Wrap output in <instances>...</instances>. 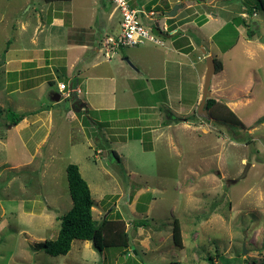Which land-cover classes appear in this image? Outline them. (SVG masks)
<instances>
[{
    "label": "rangeland",
    "instance_id": "374dc122",
    "mask_svg": "<svg viewBox=\"0 0 264 264\" xmlns=\"http://www.w3.org/2000/svg\"><path fill=\"white\" fill-rule=\"evenodd\" d=\"M146 1L132 0V4L158 16L167 14L164 7H154L156 0ZM167 1L163 0L164 4ZM243 2L259 9L251 20L242 10ZM60 3L59 11L70 13L64 15L66 22L76 25L71 31L73 38L87 42L90 57L98 38L101 43L120 32L121 15L107 0ZM228 3L227 12L220 11ZM103 4L105 10L100 11ZM213 4L219 20L214 24L225 21L229 27L215 39L226 52L214 56L216 65L223 66L211 84L217 103L208 110V121L196 114L197 106L185 116L189 118L186 125L177 121L179 124L163 138L155 139L144 127L125 130L120 124L113 130L107 126L109 120L136 116L138 105L149 102L147 96L145 100L140 95L124 98L129 105L135 100L129 106L135 108L128 111L119 105L111 112L88 113L83 109L75 113L71 101L58 92L59 82L69 87L67 74L60 73L51 83L31 81L37 88L30 89L31 85L29 90L22 72L20 77L25 80L18 87L24 90L10 94L4 83L13 73H1L0 264H208L207 258L216 254L230 264H264V11L257 0H213ZM45 6L44 0H0L1 56L31 57V52L43 48L51 57L57 49L68 58L77 54V50H70L71 38L48 41L42 35L38 46L30 44L39 19L48 27L52 12L44 11ZM110 11L116 15L108 20ZM186 13L198 22L196 7L187 8ZM240 14L250 20L251 39L245 26H239L241 33L237 34L231 29L232 20ZM89 21H94L92 30L86 28ZM22 27H28L27 32ZM188 31L195 37L200 34L197 28ZM229 45L235 47L229 49ZM130 51L143 57L134 47L119 49L111 64L96 70L85 68V77L91 72L93 78L102 70L110 73L120 61L130 70L125 61ZM101 54L99 59L104 58ZM84 65L78 68L83 70ZM199 67L205 77L206 61ZM122 85L119 81L115 90L118 99ZM195 92L194 85L185 84L186 105ZM53 94L61 95V102L54 107ZM10 111L27 114L28 120L11 126ZM193 114L198 119H192ZM38 119L40 122H34ZM110 151L117 153L118 162L109 159ZM248 163L251 166L242 179ZM70 164L78 165L89 185L95 202L94 219L100 222L108 218L109 229L118 226L126 232L128 250L119 246L99 253L92 242L79 240L72 243L67 255L54 257L36 248L39 242L56 239L61 226L58 218L73 207L66 171ZM139 220H145L146 226L136 227ZM175 221L181 228V247L173 240Z\"/></svg>",
    "mask_w": 264,
    "mask_h": 264
},
{
    "label": "crops",
    "instance_id": "0c3cea01",
    "mask_svg": "<svg viewBox=\"0 0 264 264\" xmlns=\"http://www.w3.org/2000/svg\"><path fill=\"white\" fill-rule=\"evenodd\" d=\"M72 1L73 0L69 1V3H72ZM152 1L154 0H148L145 3H152ZM156 1L157 2L154 7L157 5L162 6L165 9L164 11L168 13L182 0H169L166 4H164L163 0ZM60 2L63 1L48 3L44 0V4L46 5L44 11L47 12L49 10V13L52 12V15L48 21L49 23L47 28L44 27L42 19H39L38 22H36L33 28V35L30 38V44L32 46H38L39 37L42 35L45 36L44 40H46L47 37L48 41L53 37L71 38L73 40L70 41L72 42L70 50H77V54H75L73 58H68L67 55L61 54V50L57 49L54 50L56 55L51 57L48 55L49 50L43 48L40 52L39 50L31 52V57H23L19 55L16 57L7 56L5 57V63L2 67V69L5 68V73L2 72V69L1 73L5 76H8L9 73L13 74L9 76L8 82L4 83V90L10 94L18 93L20 90L23 91L24 89H19L18 87L21 82L25 80L22 79L23 77H20V73L22 72H25L27 77L25 88L29 89L32 85V88L30 89L35 90L37 86L35 87L31 81L37 80L41 83L43 81H49L51 83L55 77H59L60 73H64L67 74L69 86L72 83L77 86L76 88L79 91V96L85 104V109H87L88 113L89 111L99 113L111 112L118 108L119 105L121 109L128 111L134 107L129 106H131L135 100H133L129 105V103H125L123 101L124 98L129 99L128 96L130 95V98L133 96L135 99L137 95H140L144 96L145 100V97H148V103L143 101L141 103L142 105L139 104L138 108H136V116L131 114L115 121L109 120V124H107V126L109 125L113 130H117L118 128L116 127L120 124L125 130L144 127L143 129H149L156 139L168 136L170 134L169 129H171L174 124L176 126L179 124L176 123L177 120H175V123L166 124V119L168 121H173L174 119L182 118L181 123L186 125L187 121H184L185 116L192 114L197 106L199 107L198 104L201 102L205 77L201 72L202 68L199 66L206 61V58L209 55L215 58L214 56L220 54V52L222 54L226 53L220 50V46L214 39V36L225 27L226 22H221V25L218 26L214 24L219 23V20L217 18V9L213 4V0H206L205 3L202 4L204 8L200 7L201 4L186 2V6L184 5V8L179 10L175 17L169 18V16L165 14L164 16H167L168 18H164L162 21H166V24H168V26L172 29L178 28V37L163 35V46L147 43L134 47L141 52V56L143 57L137 56L133 53V51L129 52L128 57L125 55L124 57L128 58H126L125 61L129 63L130 70L125 69L122 64L123 62L120 61L118 64L115 63L114 69L110 71V73L102 70L103 72L101 71L93 78L91 72L89 76L85 77L86 73L84 72L86 71H84V69L89 66L90 70H96L101 69L104 64H111L113 62V58L115 59L119 56L117 52L118 50L113 53L110 60H107L105 58L104 49L98 47L99 44L101 45V43H99L101 38H98L97 46L93 48L94 55L90 57L89 53L91 52V49L90 46L87 45V42L73 38L75 34L73 33V35L71 31L73 28L75 29L76 25L72 21L69 23L66 22L64 15H70V13L66 12V9H62L65 12L59 11L58 6L62 4ZM229 5L230 3H228V5H224L220 11L227 12V7H229ZM190 7H196L199 10V20L203 17L207 19L204 24L201 25L199 20L197 22L196 20L189 19V15L186 11L187 8L189 9ZM243 9H245V7H242V10ZM108 14V20H111L116 15L114 11H110ZM240 16L242 15L240 14ZM93 23L89 21V25L86 28H90L89 30H92L91 25ZM118 25L120 26V21ZM193 25L195 26L193 27ZM66 28L68 29L65 30ZM191 28L194 29V31L197 28L200 32V34L196 33L198 37H195L188 31ZM27 29L28 27L23 28V31L27 32ZM237 30L241 33L239 27H237ZM206 44H208V47ZM187 48L189 49L186 51L185 49ZM203 49L206 53L203 52ZM99 54H101L104 58L99 59ZM145 60L148 61V65L145 63ZM82 63L85 64L82 66L84 67L83 70L78 68V65L81 66ZM113 73L115 74L112 75ZM145 76L148 78H144ZM75 80L76 82H74ZM119 81L123 84L120 99L117 98L115 92ZM186 82L194 85L196 88L195 98L190 100L187 105L184 103V89L185 84H187ZM61 83L63 82H59V84ZM8 84L10 87L7 86ZM59 84L58 92L60 93ZM38 88L43 89L45 87ZM91 92L93 94H91ZM57 96L60 95L53 94L52 107L59 105L61 102V98L60 100H56ZM68 100L71 101V104L75 101L74 98ZM48 117L49 119H52L51 113H49ZM26 120H28L27 116L24 121ZM24 121L20 124H25ZM35 121L40 122L39 119L34 120V122Z\"/></svg>",
    "mask_w": 264,
    "mask_h": 264
},
{
    "label": "trees",
    "instance_id": "16d2710c",
    "mask_svg": "<svg viewBox=\"0 0 264 264\" xmlns=\"http://www.w3.org/2000/svg\"><path fill=\"white\" fill-rule=\"evenodd\" d=\"M48 3H52L55 1H63L69 2L71 0H45ZM206 0H193L196 4H203ZM259 7L264 11V0H257ZM243 5L245 7V12L250 16V20L253 18V14L258 12L257 5L248 7L244 2ZM106 5L103 4V8L100 11H104ZM149 8V6H148ZM206 18L203 17L199 20V23L202 25L206 22ZM250 20L247 22L242 18V16L235 17L233 19L231 29L237 34L239 33L237 27L245 26L247 29V35L251 39L253 37V32L250 30ZM102 22V20H100ZM154 32L161 34V31L158 27L154 26ZM229 28L226 24L225 27L218 32L214 39L218 37V35L224 31L225 29ZM163 37V36H162ZM234 47L233 45H229L228 48L231 49ZM122 49V48H120ZM189 48L185 49L186 51ZM6 52V51H5ZM5 63V58L0 55V76H1V69ZM217 72L222 71V64H218ZM76 82V80L74 81ZM216 100L214 98L207 100V109L211 110L216 105ZM197 114V113H196ZM193 114L190 116L192 119H198L197 115ZM11 117V126H17L19 123L23 121L26 117L25 114H16L11 112L8 114ZM181 121L182 118H179ZM263 119V118H262ZM205 120V119H204ZM184 121H189V118H185ZM206 121H208L206 119ZM175 121H169L171 124ZM240 128H244V124L241 121L236 122ZM114 157L119 160L117 153L113 151ZM67 180L69 185V192L73 202L72 209L64 216L58 218L61 221V226L59 233L54 240L49 241H42L37 243L35 246L38 250L44 251L45 253L52 255L54 257L60 255H67L71 248L72 243L76 240L79 241H90L93 244V247L99 252L102 253L106 248H113L123 246L125 250H128L129 243H128V235L126 232H121L117 227L109 229V219L102 218L99 222L94 219L93 216V208L95 207V202L92 199L91 190L87 182L83 179L80 169L76 164L68 165L67 169ZM146 220V219H145ZM145 220H139L135 225L136 227H142L145 225ZM116 230V231H115ZM120 232V233H119ZM117 235H116V234ZM173 240L176 246H182V234L181 228L179 223L175 221L173 227ZM208 264H218L221 262L222 264H230V260H227L221 255H210L207 258Z\"/></svg>",
    "mask_w": 264,
    "mask_h": 264
},
{
    "label": "built area",
    "instance_id": "2783aa9c",
    "mask_svg": "<svg viewBox=\"0 0 264 264\" xmlns=\"http://www.w3.org/2000/svg\"><path fill=\"white\" fill-rule=\"evenodd\" d=\"M115 12H119L120 32L116 36H110L101 42L104 47L105 58L110 60L113 53L120 48L137 47L147 43L159 46L164 45L163 35L175 36L179 29H172L166 21L167 16H162L154 11H147L145 7L134 6L132 0H108ZM170 18V17H169ZM144 20L149 24L146 25ZM154 26L158 27L161 34L154 32ZM59 91L65 99L73 98L72 90L64 83L59 84Z\"/></svg>",
    "mask_w": 264,
    "mask_h": 264
},
{
    "label": "water",
    "instance_id": "95a60500",
    "mask_svg": "<svg viewBox=\"0 0 264 264\" xmlns=\"http://www.w3.org/2000/svg\"><path fill=\"white\" fill-rule=\"evenodd\" d=\"M186 2H193V0H183L182 2L176 4L170 12L167 13L169 17H175L177 15V12L181 9L184 8V5ZM203 52L206 53V51L203 49ZM217 72V66L215 63V60L212 56H207L206 58V73H205V78H204V85H203V91H202V99L198 107L197 114L199 117H204L205 119L209 120V114H208V109H207V100L213 98V94L211 92V84H212V79L214 75ZM77 86L72 83L69 86V89L72 90L73 93V98L74 102L72 104V109L74 110L75 113L80 112L81 110L85 109V104L82 102L79 93L77 91ZM56 100H60V96L56 97ZM115 160L118 162V159L114 157L113 151L109 152V159L112 161ZM251 166L250 163L247 164L241 178H245L248 172L249 167Z\"/></svg>",
    "mask_w": 264,
    "mask_h": 264
},
{
    "label": "clouds",
    "instance_id": "9594fccd",
    "mask_svg": "<svg viewBox=\"0 0 264 264\" xmlns=\"http://www.w3.org/2000/svg\"><path fill=\"white\" fill-rule=\"evenodd\" d=\"M107 1H108V0H107ZM182 1H183V0H182ZM182 1H181V2H182ZM108 2H109V1H108ZM178 34H179V33H178ZM178 34H177V35H178ZM175 36H176V35H175ZM170 37H174V36H170ZM102 40H104V39H102ZM102 40H101V41H102ZM100 48H101V45H100ZM77 91H78V90H77ZM78 93H79V91H78ZM60 98H61V95H60Z\"/></svg>",
    "mask_w": 264,
    "mask_h": 264
}]
</instances>
